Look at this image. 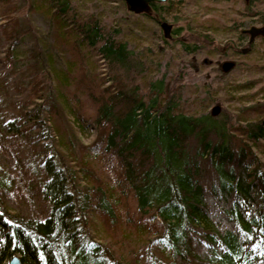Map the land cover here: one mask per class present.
<instances>
[{
  "label": "trees",
  "instance_id": "16d2710c",
  "mask_svg": "<svg viewBox=\"0 0 264 264\" xmlns=\"http://www.w3.org/2000/svg\"><path fill=\"white\" fill-rule=\"evenodd\" d=\"M15 1L0 0V44L9 46L0 57V149L19 156L0 188L18 201L21 191L38 193L29 218L0 204V264L12 256L21 264H127L104 248L106 233H119L120 245L138 240L142 264H264V102L217 119L210 107L219 101L195 97L208 109L185 114L181 86L147 72L146 52L129 48L122 26L104 24L84 0ZM243 1V17L264 16L254 11L264 0ZM178 2L134 14L160 26ZM36 12L50 24L45 55L36 28L22 21ZM238 28L211 33L207 25L201 42L180 41V51L210 56L208 47L220 52L214 34L244 40ZM141 71L145 90L129 82ZM94 134L86 144L77 137ZM95 163L113 173L111 185ZM91 227L104 237H91Z\"/></svg>",
  "mask_w": 264,
  "mask_h": 264
},
{
  "label": "rangeland",
  "instance_id": "374dc122",
  "mask_svg": "<svg viewBox=\"0 0 264 264\" xmlns=\"http://www.w3.org/2000/svg\"><path fill=\"white\" fill-rule=\"evenodd\" d=\"M178 1L177 11L172 12L167 17L165 16L166 19L162 21L170 25V36L165 38L167 42L160 41L159 37H162L163 33L160 26L153 25L145 18L142 19L141 16L138 17L136 14L129 12L126 6L118 0H84L83 4L85 5L82 8L86 9L87 12L101 15L104 24L110 23L114 27L121 25L125 31L124 34L127 35L126 38L131 41L129 48L135 52H146L142 55L146 71H151L154 77H163L165 80L173 82L175 87L181 86V94L186 101L182 109L185 114L202 113L208 109L205 104H202L203 108H200L201 106L193 103L192 98L195 97L217 99L219 104L210 107L211 109L209 108L217 119L222 117L220 114L223 111L228 114H238L243 108L264 102V36H257L248 46V34L244 40H237L239 37L237 32L215 33L212 46L217 47L220 52H214L211 49L212 47H208L212 51V55L199 54L193 58L184 55L178 44L180 41L186 44L196 43V41L201 42V31L199 29L206 28L207 25L212 28L211 33H214L213 30L217 27L223 28L234 25H239L238 29L242 30L251 27L260 28L264 26V7L260 5L254 7V11L260 12V14L263 13V17H260L259 14L243 17L242 13L245 6H247L243 0H221L220 3L217 2L218 0H214L213 3L211 2L213 0L209 2L208 0H202L198 5L194 4L197 3L194 0ZM80 2L81 0H79ZM16 3L20 6L26 4V0H18ZM205 8L211 9V12L207 11L206 13ZM22 21L23 25L31 23L36 28L35 30L40 34L38 39L40 52L41 55H45L46 40L47 42L50 40L48 33L50 24L47 17L39 12L27 13ZM174 29H176V34L172 33ZM24 43L28 44L27 41H24ZM232 43L236 44L237 49L232 47L227 50L225 46L232 45ZM30 45L36 48L33 41ZM8 47L7 44H0V57L6 53ZM20 48L17 53L15 52L16 55L20 54L22 47ZM205 52H207L206 49ZM226 62L232 63V67L224 72L222 64ZM0 65V68L3 69V65L1 63ZM138 72L136 74H139V77H129V82L132 84L137 83L142 87L141 90H145V85L139 82L142 71ZM178 73H181L182 76H177ZM131 74L132 71H129V76ZM248 84L252 86L249 90L241 92L236 90L238 87ZM235 97L243 98L234 100ZM201 109L204 110L200 111ZM253 116L251 118H254ZM77 137L80 142L86 144L94 139L95 134L92 136L79 135ZM8 148H10V144ZM14 155L19 156V153L0 149V182L4 181V184L8 179L12 181L11 179L14 177L16 168ZM99 165L95 163L93 166L96 174L107 184L112 183L115 178L113 173ZM40 182H38V191L41 187ZM33 192L38 193L35 190L21 191L23 198L18 201V195L15 196L11 190H8L7 186H3L0 188V204L5 206L7 211L11 213L29 218L35 214ZM35 203H37L36 200ZM88 232L93 238L95 236L104 237L105 235L104 232L100 233L92 227ZM106 234L109 237L107 242H101L105 249L116 254V258L125 257L127 264H142L139 254L145 248H140V245L137 244L138 240H132L135 246H132L131 242L130 244L120 245L119 233H117L116 239H114V234L112 236Z\"/></svg>",
  "mask_w": 264,
  "mask_h": 264
},
{
  "label": "water",
  "instance_id": "95a60500",
  "mask_svg": "<svg viewBox=\"0 0 264 264\" xmlns=\"http://www.w3.org/2000/svg\"><path fill=\"white\" fill-rule=\"evenodd\" d=\"M122 1L124 2L129 12L142 13L145 10H147L150 3H163L166 0H122ZM160 28L162 29L164 38L170 36L169 35L170 25H168L166 22H161ZM243 32L249 35V41H248V46H249L257 36H264V26L260 28L251 27L247 30H243ZM230 67H232V63L230 62H226L222 64V70L224 72L228 71ZM7 264H21V263L17 256H12L10 260L7 262Z\"/></svg>",
  "mask_w": 264,
  "mask_h": 264
},
{
  "label": "flooded vegetation",
  "instance_id": "af4514ba",
  "mask_svg": "<svg viewBox=\"0 0 264 264\" xmlns=\"http://www.w3.org/2000/svg\"><path fill=\"white\" fill-rule=\"evenodd\" d=\"M249 41V40H248Z\"/></svg>",
  "mask_w": 264,
  "mask_h": 264
}]
</instances>
